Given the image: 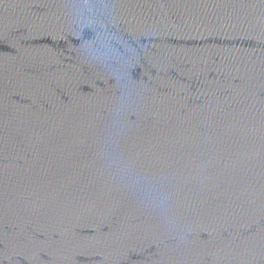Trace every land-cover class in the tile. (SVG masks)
Segmentation results:
<instances>
[{
	"label": "water",
	"instance_id": "water-1",
	"mask_svg": "<svg viewBox=\"0 0 264 264\" xmlns=\"http://www.w3.org/2000/svg\"><path fill=\"white\" fill-rule=\"evenodd\" d=\"M0 264H264V0H0Z\"/></svg>",
	"mask_w": 264,
	"mask_h": 264
}]
</instances>
